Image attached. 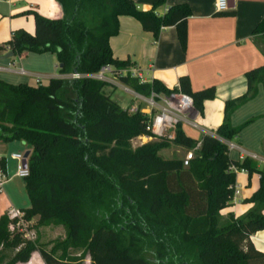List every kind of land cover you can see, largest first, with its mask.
Segmentation results:
<instances>
[{
  "label": "trees",
  "instance_id": "16d2710c",
  "mask_svg": "<svg viewBox=\"0 0 264 264\" xmlns=\"http://www.w3.org/2000/svg\"><path fill=\"white\" fill-rule=\"evenodd\" d=\"M168 0H157L150 10H138L132 0H55L62 18L46 19L36 13L34 34L12 33L0 47L14 57L51 54L58 74L93 75L102 67L128 70L129 61L116 60L109 41L119 31L118 20L130 17L158 39L169 27L186 44V5L156 10ZM264 36V19L252 32ZM61 67V68H59ZM246 95L227 101L224 118L214 134L199 141L177 128L173 141L153 140L135 149L131 140L149 135L147 117L129 113L103 90L105 83L91 79L53 78L45 86L10 85L0 80V142H24L30 147L29 174L24 188L30 207L21 209L25 223L37 217L40 226L65 230L61 243L45 249L10 230L7 213L0 217V264L27 263L38 252L44 264H65L68 249H83L89 264H264V253L249 237L264 230V170L245 157L230 158L222 140L232 141L252 119L231 126L234 109L264 89V67L246 74ZM118 81L148 97L169 95L159 81L139 84L129 76ZM179 88L198 113L214 96L212 88L197 93L186 77ZM194 150L188 166L183 159H166L159 152L171 144ZM231 166L259 175L257 189L246 199L252 207L235 217L221 211L231 206L236 174ZM5 174V161L0 158ZM83 256L79 255L81 260ZM80 264V263H78Z\"/></svg>",
  "mask_w": 264,
  "mask_h": 264
},
{
  "label": "crops",
  "instance_id": "0c3cea01",
  "mask_svg": "<svg viewBox=\"0 0 264 264\" xmlns=\"http://www.w3.org/2000/svg\"><path fill=\"white\" fill-rule=\"evenodd\" d=\"M132 1L138 10L148 11L157 0ZM215 2L216 0H168L164 6L156 10V14L162 16L172 6H188L191 16L186 20L184 48L178 40L174 27L163 29L156 40L151 33L145 32L141 25L130 17L119 18L118 34L109 41L113 57L118 61H129L131 65L129 70L139 72L147 83L157 80L166 89L172 90L178 86L180 78L186 77L192 93L210 88L214 90L213 98L203 102L202 110L196 117L197 128L184 123L180 125L185 136L196 141L205 134H214L223 121L225 103L247 94L246 74L264 67V36L252 34L264 19V0H232V8L223 13L215 12ZM32 13L49 20L62 18V11L55 0H14L10 5L0 2V47L4 46L10 40L12 33L16 31L34 34ZM8 53L6 49L0 50V68L14 63V61L2 60ZM28 55L36 57L33 58L35 61H41L44 56L54 57L51 54H22L17 57L21 68L22 59H27ZM55 69L56 74L49 75L48 78L66 79L67 76L58 74V64ZM26 73L30 76H39L32 71ZM8 75L17 76L16 74ZM0 80L10 85L24 84ZM250 119L252 121L242 129L243 131L253 128L256 122H261L252 131L255 145L244 148L245 141L240 133L237 136V147L248 153H254L251 152L252 150L264 152V89L261 85L257 86V94L253 99L234 109L230 115V124L235 127ZM23 149L25 151L22 152ZM27 151L30 152L27 144L23 148L18 141L6 144L0 142V158L5 161L6 176L0 188V217L10 208L21 210L23 209L21 206L25 205L24 180L21 183V178L15 176L17 161L10 155L24 154ZM237 153L240 155L238 151ZM260 157L264 158V154ZM260 167L258 165L259 169ZM239 174L240 177L235 185L238 190V195L235 196L236 202L223 209L221 215L232 212L235 217H238L252 207V204L245 203L244 199L257 189L259 175L254 173L257 178L253 179V174L250 176L247 173ZM246 175L247 179L244 178ZM243 186L245 188H242ZM36 220L37 217L33 218L29 224ZM53 227L55 226L50 225L41 229L51 231L50 228ZM249 239L255 249L264 253V230L252 234ZM24 264L44 263L39 253L35 251L30 260Z\"/></svg>",
  "mask_w": 264,
  "mask_h": 264
},
{
  "label": "built area",
  "instance_id": "2783aa9c",
  "mask_svg": "<svg viewBox=\"0 0 264 264\" xmlns=\"http://www.w3.org/2000/svg\"><path fill=\"white\" fill-rule=\"evenodd\" d=\"M14 0H0L1 3H5L10 5ZM214 10L216 13H223L229 10L228 8V0H216L214 4ZM0 73L6 74H16L18 76L24 77H33L26 73L22 68L17 70L15 68V63H9L5 68H0ZM107 75L111 76L113 79L118 81L120 77L129 76L131 79H135L139 82V84H146L147 82L143 79L142 75L139 72L132 70H121L114 71L110 66H105L100 69L97 74L93 75H79V74H71L66 77V79L70 80H80V79H91L98 82H102L108 85H115L113 79L109 78ZM176 91L170 93L169 95L164 94H156L151 92L148 97L138 94L130 87L124 86L123 91L126 94L132 96L134 100L137 101L136 104L130 105L126 107L129 113H141L145 117H147L145 130L149 133V135L137 136L133 138L130 142L131 147L141 146L146 141L153 140H167L173 141L176 136V131L179 125L182 123L187 124L192 128H197L196 117L198 112L194 108L193 101L190 97L185 95L180 91L179 85L175 88ZM138 103L142 104L137 105ZM224 144H226L228 148V153L230 151H238L240 153L238 159L242 160L245 157H248L255 162L257 165H264V158L258 156L255 153H248L246 151L241 150L239 147L234 145L231 141L222 140ZM200 142H198L193 150H189L185 153L183 158V165L188 166L189 161L194 158V150L199 148ZM22 153H12L10 156L12 159L17 161L15 176L21 179H24L28 176L29 171L26 166H23V157ZM230 169L234 171L237 175L238 173H247L246 170H238L236 167L231 166ZM6 179L5 174L0 169V188ZM238 195V190L234 185V193L231 199V205L236 201L235 196ZM23 213L15 208H10L7 211V216L10 220L16 219V222L10 224V230H22L19 228L23 224L27 225L29 223H25L22 220ZM26 236V235H25ZM27 239H32L30 237H26ZM33 240V239H32Z\"/></svg>",
  "mask_w": 264,
  "mask_h": 264
},
{
  "label": "rangeland",
  "instance_id": "374dc122",
  "mask_svg": "<svg viewBox=\"0 0 264 264\" xmlns=\"http://www.w3.org/2000/svg\"><path fill=\"white\" fill-rule=\"evenodd\" d=\"M29 57L27 59H22L23 61H21V66L22 69L25 72H34L36 74H38L39 76H33V77H24V76H13V75H8L6 73H0V79L8 81V82H13V83H27L30 86H38V85H45L48 83L49 79L48 77H50L49 75H55L56 74V69L55 66H57L56 63V59L54 57H50V56H44L42 58L41 61H35L32 55H28ZM10 61H14L15 63V68L17 70H19L20 64H19V60L17 57H14L12 59L8 60ZM7 65V63H6ZM109 78L113 79L111 76L107 75ZM144 76H146L144 74ZM113 81L115 82V85H108L106 84V86L104 87L103 92L107 95L110 96L111 100L115 103H117L118 105H120L122 108H125L127 105H130L131 103L134 105L137 103L136 100H134L132 98L131 95L124 93L123 88L124 86L117 80L113 79ZM40 83V84H39ZM257 124H255V126H253V128H249L248 130H245L241 134V137L243 138V140L245 141L244 143V148H251L253 147L255 144L253 142V138H252V131L253 129L255 130L258 125L261 124V122H256ZM239 133V134H240ZM239 136V135H238ZM20 145L24 148L25 147V143L24 142H20ZM148 142V141H146ZM145 142V143H146ZM234 145L237 146V138H234L231 141ZM138 146L135 147H131L132 149H135ZM264 148V145H263ZM22 152L25 151V149L21 150ZM251 152L256 153L258 156H263L264 152L263 150L261 152H258L256 150H252ZM186 153V150L183 148L178 147L177 145L171 144L168 148L162 149L159 154L166 159H180L182 160L184 158V155ZM238 153L236 150L234 151H230L229 152V156L232 159L237 160L238 159ZM261 167V169H264V165L263 164H259ZM238 177H240V174L236 175L235 178V185H237V179ZM245 179H247V175L246 177H244ZM257 178L256 175L253 173V179ZM21 183L23 181V179H20ZM21 188V184L19 185V189ZM242 188H245V186H243ZM23 201H25V205L21 206L23 209L29 208L30 207V202L28 199V196L25 192V189L23 190ZM227 214H223V219L227 218ZM33 220V219H32ZM31 220V221H32ZM50 226V225H49ZM55 227L50 228L51 231H47L44 229H41L44 226H40L37 224V220L35 222H31V224H23L21 227H19L22 230V233L24 235H26L25 237H30L33 240H35L39 245L43 246L45 249H50L51 247H54L55 245L61 243V241L64 239L65 237V230L63 229V227L61 226H57V225H53ZM83 249H68L66 252V262L65 264H89V260H88V256H83ZM79 255H81V257L83 256V259L81 260H72L74 259H79ZM24 264V263H23Z\"/></svg>",
  "mask_w": 264,
  "mask_h": 264
},
{
  "label": "water",
  "instance_id": "95a60500",
  "mask_svg": "<svg viewBox=\"0 0 264 264\" xmlns=\"http://www.w3.org/2000/svg\"><path fill=\"white\" fill-rule=\"evenodd\" d=\"M232 3H233L232 0H229V2H228V7H229V9L232 8V5H233ZM12 58H13V54L9 52L8 54H6V55L2 58V60H9V59H12ZM59 68H61V67H59ZM28 155H29V152H28V151L25 152L24 155H23V157H24V159H23V161H22L23 166H26Z\"/></svg>",
  "mask_w": 264,
  "mask_h": 264
}]
</instances>
